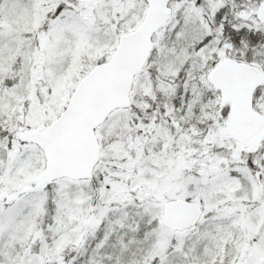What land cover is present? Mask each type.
I'll return each mask as SVG.
<instances>
[{"label": "snow or ice", "instance_id": "1", "mask_svg": "<svg viewBox=\"0 0 264 264\" xmlns=\"http://www.w3.org/2000/svg\"><path fill=\"white\" fill-rule=\"evenodd\" d=\"M0 264H264V0H0Z\"/></svg>", "mask_w": 264, "mask_h": 264}]
</instances>
